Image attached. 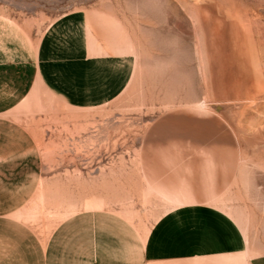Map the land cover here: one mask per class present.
I'll return each instance as SVG.
<instances>
[{
	"label": "rangeland",
	"instance_id": "374dc122",
	"mask_svg": "<svg viewBox=\"0 0 264 264\" xmlns=\"http://www.w3.org/2000/svg\"><path fill=\"white\" fill-rule=\"evenodd\" d=\"M84 8L125 25L134 69L104 104L72 107L36 92L7 115L41 157L9 166L43 177L30 197L31 224L47 235L72 213L105 208L150 226L163 204L146 182L143 155L177 135L173 117L187 132L216 119L243 158L231 211L264 249V0H0V12L34 36Z\"/></svg>",
	"mask_w": 264,
	"mask_h": 264
},
{
	"label": "crops",
	"instance_id": "0c3cea01",
	"mask_svg": "<svg viewBox=\"0 0 264 264\" xmlns=\"http://www.w3.org/2000/svg\"><path fill=\"white\" fill-rule=\"evenodd\" d=\"M134 51L125 25L104 10H70L38 36L0 12V264H264V249L231 211L242 193L243 158L216 119L187 132L175 125L185 119L173 117L177 135L143 155L146 182L163 204L150 226L105 208L72 213L47 235L29 221L43 177L9 166L41 157L27 129L7 115L36 92L72 107L118 97Z\"/></svg>",
	"mask_w": 264,
	"mask_h": 264
}]
</instances>
